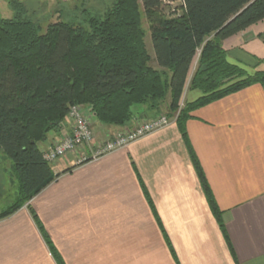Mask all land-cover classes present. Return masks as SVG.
Returning <instances> with one entry per match:
<instances>
[{"label":"crops","instance_id":"1","mask_svg":"<svg viewBox=\"0 0 264 264\" xmlns=\"http://www.w3.org/2000/svg\"><path fill=\"white\" fill-rule=\"evenodd\" d=\"M262 34L264 20L224 40L229 59L251 71L256 58H264ZM201 94L189 90L186 100ZM85 112L96 129L93 147L123 128L102 124L89 107ZM144 116L139 109L129 125ZM72 125L67 117L41 150ZM186 131L226 233L172 118L167 127L97 160L78 164L93 151L80 148L51 163L61 175L0 220V264H58L29 204L65 264H264V86L253 84L195 109Z\"/></svg>","mask_w":264,"mask_h":264},{"label":"trees","instance_id":"2","mask_svg":"<svg viewBox=\"0 0 264 264\" xmlns=\"http://www.w3.org/2000/svg\"><path fill=\"white\" fill-rule=\"evenodd\" d=\"M108 1L102 14L85 10L84 24L57 21L45 32L18 0L12 2L13 17H0V154L13 163L18 181L16 199L0 220L61 175L54 174L39 144L62 127L71 106L89 107L102 124L124 127L136 106L160 112L167 105L226 233L186 122L199 107L253 84L264 86V58H256L250 71L232 62L223 47L227 38L264 20V0H184L180 13L163 0ZM189 89L202 94L185 101ZM28 208L57 263L65 264L31 204Z\"/></svg>","mask_w":264,"mask_h":264},{"label":"rangeland","instance_id":"3","mask_svg":"<svg viewBox=\"0 0 264 264\" xmlns=\"http://www.w3.org/2000/svg\"><path fill=\"white\" fill-rule=\"evenodd\" d=\"M15 0H0V17L10 18L14 16V10L12 8V2ZM23 2L27 6L26 16L30 17L41 29V32H45L48 25L57 21H70L76 24H84V18L87 17L86 11L94 14H102L107 7L108 0H18ZM170 6L171 8H178L180 13V3L177 0H174V3H165V5ZM167 8L169 9V7ZM143 25L145 28H148V23L145 17H143ZM147 44L150 50V53L153 57V64H155V57L152 50V44L150 41V36H147ZM197 60V59H196ZM196 61L194 63V66ZM190 90V89H189ZM186 101V95H185ZM86 111L85 106H82ZM140 111L145 114L143 118L138 119V121L133 125L124 126L118 133L106 137L107 139L114 138L115 135L123 134L126 131L136 127L141 122L147 119H153L162 115L168 116L169 110L167 105L163 107L160 112H151L145 107L136 106L134 111ZM86 113V112H85ZM136 114V113H135ZM88 117V122H90L92 128L95 132L96 138V129L93 123V119L90 118L89 113H86ZM134 120V118H133ZM132 120V121H133ZM134 122V121H133ZM55 131H52L50 136L54 135ZM106 140L102 141L105 142ZM98 145V144H97ZM18 181L15 177L13 171V163L6 159L3 155L0 154V212L7 209L16 199Z\"/></svg>","mask_w":264,"mask_h":264},{"label":"built area","instance_id":"4","mask_svg":"<svg viewBox=\"0 0 264 264\" xmlns=\"http://www.w3.org/2000/svg\"><path fill=\"white\" fill-rule=\"evenodd\" d=\"M163 1L165 3H174V0ZM177 1L180 5L185 4L184 0ZM83 109L81 105L71 106L68 114V117L73 122L71 132L57 140L51 148L43 150L44 157L49 163H54L59 158L76 152L80 148H91L93 151L91 155H83L78 164L97 160L119 149L127 148L137 140L157 132L171 123V119L166 115L147 119L125 133L115 135L114 138L107 139L105 142L93 147L95 145V132L90 122H88V117H86Z\"/></svg>","mask_w":264,"mask_h":264},{"label":"bare ground","instance_id":"5","mask_svg":"<svg viewBox=\"0 0 264 264\" xmlns=\"http://www.w3.org/2000/svg\"><path fill=\"white\" fill-rule=\"evenodd\" d=\"M180 6V5H179ZM181 7V6H180ZM174 11H176V13H179L178 10L176 8H173ZM182 9H180L181 12Z\"/></svg>","mask_w":264,"mask_h":264}]
</instances>
